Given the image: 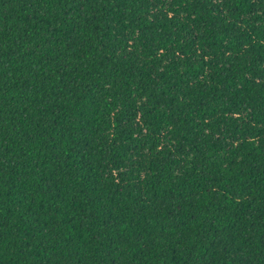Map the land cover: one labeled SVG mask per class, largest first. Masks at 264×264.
Wrapping results in <instances>:
<instances>
[{
	"label": "trees",
	"instance_id": "16d2710c",
	"mask_svg": "<svg viewBox=\"0 0 264 264\" xmlns=\"http://www.w3.org/2000/svg\"><path fill=\"white\" fill-rule=\"evenodd\" d=\"M0 264H264V0H0Z\"/></svg>",
	"mask_w": 264,
	"mask_h": 264
}]
</instances>
